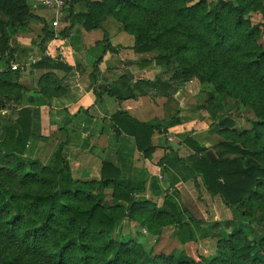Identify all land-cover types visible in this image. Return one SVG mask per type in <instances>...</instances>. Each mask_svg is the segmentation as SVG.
Listing matches in <instances>:
<instances>
[{"label":"crops","instance_id":"crops-1","mask_svg":"<svg viewBox=\"0 0 264 264\" xmlns=\"http://www.w3.org/2000/svg\"><path fill=\"white\" fill-rule=\"evenodd\" d=\"M44 1L25 0L35 18L8 30L13 53L8 62L0 60V105L14 122L21 116L29 119L24 156L45 166L62 148L74 181L100 182L102 163H107L120 170L118 182L134 191L136 203L149 201L156 207L162 192L172 189L169 197L180 200L188 212L200 213L195 181L202 193L206 189L184 164L193 155L184 144L193 124V118L186 120L187 84L162 77L161 66L152 62L154 52L138 54L132 42L123 43L126 37L111 16L100 29L87 31L82 23H72L87 13L85 2L66 0L56 11ZM0 18L7 20L1 12ZM44 30L52 35L49 41ZM11 65L19 69L11 71ZM129 93L133 98L118 97ZM119 112L159 128L150 138L149 157L137 150L133 137L116 134L111 117ZM112 193L111 186L104 190L103 205L115 203Z\"/></svg>","mask_w":264,"mask_h":264},{"label":"trees","instance_id":"trees-1","mask_svg":"<svg viewBox=\"0 0 264 264\" xmlns=\"http://www.w3.org/2000/svg\"><path fill=\"white\" fill-rule=\"evenodd\" d=\"M234 1L213 5L209 12L203 3L188 8L185 7L186 3L183 4L177 12L186 21L194 22L195 26L185 28L187 33L183 35V40L179 41V47L174 55L180 62L187 59L203 60V51H198L196 47L199 46L195 40L199 42L205 35L206 43L210 48L206 52H211L213 57L225 61L237 76H242L250 83L252 82L258 89L259 97L264 101V50L257 43L259 37L264 40V30L261 32L259 25L249 26V23L243 20L245 8L248 6L261 8L262 0ZM75 2H85L87 13L76 15L72 19V23H82L87 31L100 29L103 21L109 16L124 23L127 31L130 29L128 27L134 28L133 23L123 18L119 13L123 11L131 13L142 3L141 0H102L93 3L88 0H75ZM159 2L166 1L159 0ZM28 10L25 0H0V12L7 17V20L0 18V60L6 59L8 62L13 53L8 30L25 27L29 20L35 18ZM194 29L200 31V34L194 33ZM173 33L176 31L173 30ZM44 34L46 41L52 38L47 30H44ZM162 35L170 36L166 31ZM134 37L135 53L157 52L158 47L153 43L154 39L149 30L145 29L144 32L137 28ZM104 42L106 49L109 50L110 45L107 43L106 35ZM170 62L171 55L161 57L159 55L155 65L170 72L178 70V74L184 78L187 71L183 67L185 63L174 68L172 65L170 67ZM188 70H191V66ZM170 72L167 73L170 74ZM173 74L175 73H171L170 78H173ZM180 76H174V82L182 80ZM142 84L147 83L143 82ZM118 97L123 100L133 98V95L129 93L122 97L120 94ZM255 112L258 117L255 126L264 128V108H255ZM111 120L117 135L125 134L133 137L137 150L145 158L151 155L150 138L159 128L139 124L120 112L113 115ZM28 126L29 119L24 116H21L17 122L8 118L0 121V153L16 160L13 162L1 161L0 165L6 166V168L13 167L12 170L20 176V185L24 190L30 183L38 182L49 185L50 191L34 194L25 192V197L20 198L16 193H9L3 189L1 182L4 181H0V238L6 246L11 248L15 245L21 247L25 245V250L28 249L27 253L33 257L36 256L48 242L47 236L52 228L51 223L59 215L65 213L67 218L79 229L80 234L77 236L79 243L76 246H68L66 250L62 249L65 247H60L63 251H57L60 259L54 262L55 264H64L63 258L66 251L69 250L77 253L74 264H93L98 261H100L99 264H132L129 245L116 244L113 241L108 244L93 245L94 242L93 244L86 242L84 237L93 234L105 235L114 231L116 219L111 214V209L117 207V202L127 204V214L130 219L137 212L149 211L148 215L153 216L155 205L149 201L136 203L131 197L132 190L122 187L118 182L120 170L107 163H102L100 182L86 184L72 179L70 167L62 154V148H59L51 156L45 166L38 161L27 159L24 153L30 139ZM218 127L223 130L232 128L233 123L229 119H222L219 121ZM184 144L194 153L189 159V169L195 176L201 177L207 192L211 195L226 198L231 207L240 209L244 206L245 200L261 193H258V190L264 186V166L253 159L250 151L229 143H220L216 150L212 151L215 160L210 162L206 157L207 149L199 147L189 139H186ZM238 157L245 158V161L243 162ZM11 163L13 166H10ZM25 168H29V173L32 175L24 173ZM9 179L13 182L11 177ZM108 186L113 188L112 200L115 202L113 207L102 204L103 192ZM93 191H97L96 195H93ZM81 199L88 204L84 208L75 205ZM164 205L169 210L168 213L171 214L169 218L172 223L181 227L183 219L177 206L167 200L164 201ZM34 212L38 219H34ZM34 220L40 223L36 228H34L36 224ZM240 239L243 240V238ZM226 245L229 248L228 253L224 254V251L219 253L221 256L219 264H264V239H261L253 247L247 242L236 243L235 239L229 240ZM223 249H226L225 245L219 248V250ZM254 249L257 250V256L251 257ZM34 250L36 255H34ZM96 253L99 257H96ZM110 255L111 260L109 259ZM36 257L34 261L44 264L42 258ZM168 262L166 258H156L152 264H168Z\"/></svg>","mask_w":264,"mask_h":264},{"label":"rangeland","instance_id":"rangeland-1","mask_svg":"<svg viewBox=\"0 0 264 264\" xmlns=\"http://www.w3.org/2000/svg\"><path fill=\"white\" fill-rule=\"evenodd\" d=\"M141 1V6L133 9L131 13L126 11L119 13L123 18L130 20L134 28L128 27L130 29L127 31L124 23L114 17L112 20L117 23L119 30L126 37L123 43L130 44L132 42L134 44L137 28L144 32L145 29L150 31V35L154 39L153 43L158 47L157 52L155 51L153 54L155 56L152 62L155 63L159 55L160 57L171 55L170 67L172 65L175 68L185 63L183 67L187 71L184 78L178 74V70L170 72L161 67L159 73L166 80L168 77L170 78L171 73H175L173 74L175 77L180 76L182 79L177 82L188 86L187 92H185L186 120L193 118V124H191V131H187L184 137L190 140L194 139L199 147L210 152L216 150L220 143H229L250 151L253 159L264 166V128L255 126V123L258 122L255 108H264V101L259 97L258 89L254 84L242 76H237L225 61L213 57L211 52H206L210 48L206 43L205 35H201L202 38L199 42L195 40V43H198L199 47L201 46V48H196L200 52L203 51V60L187 59L180 62L174 55L179 47V41L183 40V35L187 33L185 28L195 26L194 22L186 21L177 12L183 4L186 3L185 7L188 8L203 3L209 12L213 5L234 0H184L181 2L165 0L166 2L163 3H160L159 0ZM261 2V8L258 6L246 7L243 20L248 22L249 26L259 25V30L262 32L264 30V0ZM173 30L176 33H173ZM164 31L170 36L164 37L162 35ZM194 33L200 34V31L194 29ZM257 43L264 50L263 38L259 37ZM190 66L191 70H188ZM174 76L172 77L174 78ZM173 78H170V81L174 82ZM222 119H229L233 123V127L224 130L219 128L218 123ZM190 157L184 161L187 167ZM241 160L244 162L245 158H241ZM1 161L13 162L16 160L0 153ZM10 166H13L12 163ZM12 169L13 167L6 168V166L0 165V181H4L1 182L2 188L9 193H16L20 198H24L25 192L34 194L50 191L49 185L38 182L30 183L24 190L20 185V176ZM23 172L32 175L29 173V168H25ZM195 178L202 182L200 176H195ZM195 187L196 199L202 204L200 213H190L185 210L180 204V200L178 201L176 197H169L173 190L166 189L156 200L157 206L153 216L148 215L149 211L137 212L130 219L127 214V206L116 204L117 207H113L115 204L111 203L109 205L113 207L111 214L116 219L114 231L105 235L85 236L84 240L92 244L94 242L93 245L108 244L112 241L116 244L125 243L130 246L132 264H152L156 258H166L169 261L168 264H219V259H221L219 253L223 251L224 254L228 253L229 248L226 243L229 240L235 239L236 243L247 242L253 247L261 239H264V186L258 190L261 195H255L253 198L245 200L244 206L240 209L231 207L228 199L219 195H211L207 190L206 193H202L196 185V181ZM96 193L97 191H93V195ZM133 194L132 190V198ZM170 199L178 203L173 202L182 215L183 224L181 227L173 224L169 218L171 214L168 213L169 210L165 207L164 201H171ZM76 204L82 208L88 205L82 199ZM36 216L34 212V219H38ZM35 223L34 228L40 225V223ZM51 225L46 246L37 255L34 250V255L42 258L44 264H55L54 262L60 259L58 250L63 251L62 249L66 250L68 246H76L79 243L77 237L80 234L79 229L67 218L65 213L59 215ZM223 245L226 246V249L219 250ZM60 247L65 248L61 249ZM25 249V245L23 247L15 245L10 248L0 238V264H38V261H34L37 257H33L27 253L28 249L27 251ZM252 256H257V250H253ZM96 257H99L97 253ZM76 258V252L66 251L63 258L64 264H74ZM109 259H112L111 255ZM99 263L100 261L93 264Z\"/></svg>","mask_w":264,"mask_h":264},{"label":"built area","instance_id":"built-area-1","mask_svg":"<svg viewBox=\"0 0 264 264\" xmlns=\"http://www.w3.org/2000/svg\"><path fill=\"white\" fill-rule=\"evenodd\" d=\"M65 3H66V0H45L43 2V4L46 7L54 9L56 11H61L64 8ZM56 25H57V23L53 22V26H56ZM18 69L19 68L16 65H11L10 66V70L11 71H17ZM8 115H9V113H8L7 109H5L4 107L0 106V121L7 119ZM0 136H1V132H0Z\"/></svg>","mask_w":264,"mask_h":264},{"label":"water","instance_id":"water-1","mask_svg":"<svg viewBox=\"0 0 264 264\" xmlns=\"http://www.w3.org/2000/svg\"><path fill=\"white\" fill-rule=\"evenodd\" d=\"M171 147L176 148V146L173 145V144L171 145ZM206 157H207V159H208L210 162H213V161L215 160V158H214L212 152H210V151H208V152L206 153Z\"/></svg>","mask_w":264,"mask_h":264}]
</instances>
